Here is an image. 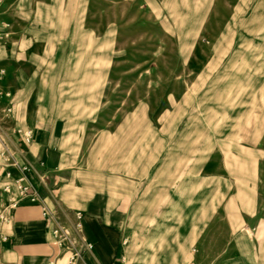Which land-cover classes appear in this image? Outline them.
<instances>
[{
    "label": "rangeland",
    "instance_id": "rangeland-1",
    "mask_svg": "<svg viewBox=\"0 0 264 264\" xmlns=\"http://www.w3.org/2000/svg\"><path fill=\"white\" fill-rule=\"evenodd\" d=\"M13 59L69 123L66 184L89 159L96 187L121 169L149 201L186 161L171 167L192 222L181 264H264V0H1V77ZM163 209L134 219L123 264H157Z\"/></svg>",
    "mask_w": 264,
    "mask_h": 264
},
{
    "label": "crops",
    "instance_id": "crops-1",
    "mask_svg": "<svg viewBox=\"0 0 264 264\" xmlns=\"http://www.w3.org/2000/svg\"><path fill=\"white\" fill-rule=\"evenodd\" d=\"M25 61L26 59L16 62L13 59L8 63L5 75H0V97L5 101L2 109H7L5 115H10L5 128L0 126V129L16 149L14 158L17 164L29 163L32 166L27 173L30 180L37 183L36 173L44 175L45 186L40 188V193L45 197L46 203L52 205L49 192L53 191L57 201L71 218L76 210L82 212L83 234L93 244V249L92 254L81 251L79 258L73 261L65 248L54 245L41 204L20 200L15 207L6 208L7 221L0 220V262L123 264L131 255L135 241L133 235L129 234L130 226L135 224L136 218L142 223L151 219L152 213L147 210L153 207L164 208L163 213H170L164 221L161 220L162 224L170 225V241L160 239L157 246L161 248L145 255L150 256L151 262L156 260L157 264L158 258L167 256L168 264H181L184 251L192 239V222L188 215L189 209L183 203L187 199V192L183 185L174 188L175 175L171 167L177 165L186 169V161L180 164L170 161V192L164 194L157 186L153 188L155 190H150L152 195L149 201L143 197L141 186L134 185L133 188L127 183L121 169L118 186L105 182L103 178L102 188L96 187L98 182L93 180L96 174L90 169L89 159L86 160V169L80 176V182L73 186L66 184L69 174L66 166L72 160L73 144L72 135L68 134L69 123L64 116L54 115L55 111L50 104H37L36 99L41 95L31 88L32 77L24 66ZM7 170L13 178L4 176L6 163L0 155V198L17 199L18 193L13 180L20 176V171L17 166H10ZM107 176L110 173L103 174V177ZM4 184H10L11 193L2 191ZM217 192L222 193V190H215ZM176 225L182 226L177 233L174 229ZM198 241H203L202 237H198ZM148 243L151 246L152 241ZM174 257L180 259L175 258L173 261Z\"/></svg>",
    "mask_w": 264,
    "mask_h": 264
},
{
    "label": "built area",
    "instance_id": "built-area-1",
    "mask_svg": "<svg viewBox=\"0 0 264 264\" xmlns=\"http://www.w3.org/2000/svg\"><path fill=\"white\" fill-rule=\"evenodd\" d=\"M1 1V0H0ZM0 155L6 163V171L4 176L13 178L7 170L10 166H17L20 171V176L13 180L14 187L17 190V199H1L0 198V220L5 222L8 219L6 212L7 207H15L18 201L27 200L29 202H38L42 206L43 215L48 221V232L56 246L65 248L71 255L73 261L79 258L81 251L92 254L93 244L89 242L83 234V215L80 210L74 212L71 218L57 201L53 191H50L52 205H48L45 197L41 195L40 188L45 186L44 175L36 173V181L30 180L27 173L32 169L29 163L18 165L15 161L14 154L16 149L6 135L0 131ZM2 191L11 193L10 184H4ZM194 251V250H192ZM96 264V263H92ZM191 264V263H188Z\"/></svg>",
    "mask_w": 264,
    "mask_h": 264
},
{
    "label": "bare ground",
    "instance_id": "bare-ground-1",
    "mask_svg": "<svg viewBox=\"0 0 264 264\" xmlns=\"http://www.w3.org/2000/svg\"><path fill=\"white\" fill-rule=\"evenodd\" d=\"M127 259V258H126Z\"/></svg>",
    "mask_w": 264,
    "mask_h": 264
}]
</instances>
